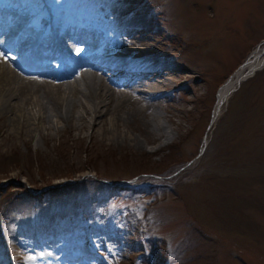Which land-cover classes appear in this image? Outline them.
<instances>
[{"label": "rangeland", "instance_id": "rangeland-1", "mask_svg": "<svg viewBox=\"0 0 264 264\" xmlns=\"http://www.w3.org/2000/svg\"><path fill=\"white\" fill-rule=\"evenodd\" d=\"M52 1L48 0V4ZM191 1L189 26L185 27L184 20L170 11L162 14L163 20L158 25L163 34L177 31L196 39L198 48L180 52L177 47L176 54L180 55V62L194 70L197 81L198 76L202 78L196 87L189 83L190 87L178 94V99L168 102L169 107L180 110L175 113L156 110L154 120L163 128L166 138L147 144L132 129L131 135L141 143L142 152L137 148H119L111 142L109 134L102 141L101 134L92 137L79 108L73 124L80 130L52 131L56 136L51 138H41L33 131L26 144L24 135L9 138L0 133V258L5 259V247L9 244L12 249L9 264L15 255L23 256V249L13 243L23 236L33 237L52 229L55 216L64 210L60 203L68 209L72 200L89 204L102 200L98 205L101 206L98 211L104 214L102 220L93 223L86 218L85 222L90 227L96 224L104 232L100 230L99 236L97 229L91 228L92 232L87 234L98 239L112 234L115 239L95 241L94 248L100 253H92L94 256L86 253L90 259L87 264L93 263L91 257L96 258L94 264H264V71L260 73L261 81L257 80L252 89L242 82L240 88L228 95L220 106L218 119L210 127L212 103L213 99L216 102L220 85L264 41V0ZM11 3L30 12L41 7L39 0H11ZM57 3L56 7L65 6L70 0ZM173 42L170 43L173 47L179 43ZM3 120L0 119L1 125ZM206 133L205 145L213 149L220 146L214 158L207 159L215 166L203 168L209 170L196 175V168L190 172L196 163L193 160L190 162L193 166L182 170L192 174L183 182L156 195L143 189L128 196L123 183L137 173L149 179L153 178L149 173H164L172 183L169 179L173 175L166 174L172 173L171 167L178 162L195 156L196 147L202 145ZM74 134L83 138L71 139ZM170 136L173 138L168 139ZM217 137L218 144H214ZM158 144L164 147L151 153ZM89 175L122 184L111 190L97 185L95 190L84 180L81 185L69 186L73 190L62 196L53 190L54 204L48 208L21 199V193L27 194L28 189L40 192L50 185H58L55 190L63 192L68 189L61 186L64 183L73 180L69 185H74ZM18 195L20 198L13 199ZM47 199L41 197L42 202ZM86 207L87 210L79 207L76 211L85 210L87 216L96 214L92 207ZM111 215H115L114 221L109 220ZM62 227L57 217L56 228ZM81 241L86 242L83 237ZM30 248L26 247L25 252ZM51 256L57 257L54 253ZM22 264L32 263L27 258Z\"/></svg>", "mask_w": 264, "mask_h": 264}, {"label": "bare ground", "instance_id": "bare-ground-1", "mask_svg": "<svg viewBox=\"0 0 264 264\" xmlns=\"http://www.w3.org/2000/svg\"><path fill=\"white\" fill-rule=\"evenodd\" d=\"M104 1L105 5L114 6L110 13V36L106 41L91 39L92 33L88 30L67 27L62 32L57 28V37H48L52 47L44 48L39 55L37 46L41 37H47L45 28L36 36L23 37V33L18 37L25 28L18 16L10 22L9 30H0V119H4L3 125L0 123L1 134L9 138L24 135L26 144L33 131L41 138H51L55 135L52 131L80 130L73 124L79 108L81 119L88 122L90 135L95 138L101 134L102 141L109 134L111 142L119 148H137L142 152L141 143L131 135L132 129L137 130L147 144L167 137L154 120L156 110L174 113L180 110L172 109L168 102L178 99L177 95L183 94L190 87L189 83L196 87L202 78L198 76L197 81L194 70L180 62V55L176 54L177 47L180 52L198 48L196 39L177 31L163 34L155 27L154 18L170 11L184 20L181 22L187 27L192 10L188 5L192 1ZM147 8L155 10L151 12ZM192 26L190 24L189 28ZM173 40L179 42L176 47L171 45ZM161 44L166 46L161 48ZM164 49L166 52L162 54ZM55 54L66 59L64 69L54 71L45 65ZM263 65L264 41L220 85L210 127L218 119L220 106L228 95ZM116 73L119 76L109 77ZM45 124L49 125L45 127ZM207 133L201 147L207 142ZM70 138L81 140L83 137L74 134ZM163 147L158 144L150 152Z\"/></svg>", "mask_w": 264, "mask_h": 264}, {"label": "trees", "instance_id": "trees-1", "mask_svg": "<svg viewBox=\"0 0 264 264\" xmlns=\"http://www.w3.org/2000/svg\"><path fill=\"white\" fill-rule=\"evenodd\" d=\"M218 151V149H213V148H209V154H208V157H207V159H209L210 157H213L214 158V155H215V153ZM204 159H205V156H204V158H203V162H204ZM215 160V159H214ZM216 161V164H219V162H218V159H216L215 160ZM220 165V164H219Z\"/></svg>", "mask_w": 264, "mask_h": 264}]
</instances>
